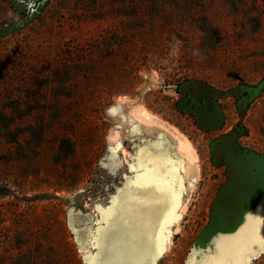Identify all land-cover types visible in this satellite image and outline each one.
<instances>
[{"label": "rangeland", "instance_id": "rangeland-1", "mask_svg": "<svg viewBox=\"0 0 264 264\" xmlns=\"http://www.w3.org/2000/svg\"><path fill=\"white\" fill-rule=\"evenodd\" d=\"M186 83L221 94L214 129L180 110ZM120 99L200 159L164 251L168 195L138 175L168 166L138 137L141 169L126 164L108 136ZM250 158L264 163V0H0V264H185Z\"/></svg>", "mask_w": 264, "mask_h": 264}, {"label": "bare ground", "instance_id": "bare-ground-1", "mask_svg": "<svg viewBox=\"0 0 264 264\" xmlns=\"http://www.w3.org/2000/svg\"><path fill=\"white\" fill-rule=\"evenodd\" d=\"M114 117L115 128L111 130V134L109 131L110 135L108 136L132 170L141 169V167L130 164L129 161V158L134 157L129 148L133 137L142 138L153 147V151L161 152L164 166H168L166 170L162 166L156 170L146 167V171L138 175L145 179L146 185L156 186V189H160L161 193L168 195L171 209L164 217L157 235V247L164 251L170 244L171 229L177 224L179 213L184 211V206L180 207L179 205L181 188L185 185L191 191L194 187L201 167L200 159L195 146L181 131L142 105H132L129 100L120 99ZM158 174H160L159 178L155 176ZM255 192L254 187L250 188L248 193L253 198L250 201L245 199L244 203V195L239 193V189L226 195L225 206H227L223 207V204L222 209L227 210V207L231 206V209L234 210L226 214L221 212L218 217L215 216L214 222L215 226H218L220 215H223L228 220V225L224 227V232H220L217 227L209 233L205 237V243L200 247L199 253H193L189 264H241L248 251V246L242 242L241 235L251 230L249 222L252 215V203L254 204L253 199H256L253 196ZM240 207H244L246 211H241ZM252 240L257 244V247H260L263 238L253 236ZM232 255L234 256L232 257Z\"/></svg>", "mask_w": 264, "mask_h": 264}, {"label": "crops", "instance_id": "crops-1", "mask_svg": "<svg viewBox=\"0 0 264 264\" xmlns=\"http://www.w3.org/2000/svg\"><path fill=\"white\" fill-rule=\"evenodd\" d=\"M248 163H250L249 168H247ZM255 164H259L262 166L257 167V165ZM237 167L238 165H236V168L231 169L232 175L230 176L231 181L230 183H228L229 186L227 187V191H228L227 193L232 192L233 190L236 191V189H244L245 194H246V195L244 194V197H243V203H244L246 202V200L250 201L253 198L252 196H250V193H248L250 188L254 187V190L256 191L255 195H253L255 196L256 199L255 200L253 199L254 204L252 203V207H253L252 215H251V220L249 222V228H251V230L248 233H244V235H241V238L243 239L242 242L246 243L248 246L247 255L244 257L245 259L248 255H250L253 251L257 249V244L252 240V237L253 236L260 237V239L264 238L263 237L264 236V221H263L264 198L260 195V189H259L260 185L256 187L257 183L262 178L261 168L264 167V163L263 161L255 162V160H252V158H250L249 160L244 161L242 170H238ZM226 199L227 197H225L223 200V204H224L223 207L227 206V205L225 206V203H227L225 202ZM223 209L221 208L219 210L217 217L221 212L222 214L223 213L226 214L227 212L234 210V209H230L228 211V210H223ZM240 210L246 211L244 207H240ZM226 224H228V220H226L225 216L220 215V222L218 223V226H213V230L219 227V231L224 232V227ZM211 232L213 231L208 230L207 233L204 234V236L202 237L199 243L200 247L205 243V237ZM233 256L234 255H232V257Z\"/></svg>", "mask_w": 264, "mask_h": 264}, {"label": "flooded vegetation", "instance_id": "flooded-vegetation-1", "mask_svg": "<svg viewBox=\"0 0 264 264\" xmlns=\"http://www.w3.org/2000/svg\"><path fill=\"white\" fill-rule=\"evenodd\" d=\"M179 107L195 117L200 127L214 129L222 120L221 110L216 105V95L204 85H182Z\"/></svg>", "mask_w": 264, "mask_h": 264}, {"label": "water", "instance_id": "water-1", "mask_svg": "<svg viewBox=\"0 0 264 264\" xmlns=\"http://www.w3.org/2000/svg\"><path fill=\"white\" fill-rule=\"evenodd\" d=\"M225 140L222 139L221 142H224ZM264 237V236H263ZM200 243V242H199ZM199 243L196 247H194L192 250H191V253L190 255L188 256L185 264H187V261L191 258V254L192 253H199L200 251V246H199ZM264 251V238L262 240V243H260V247H257V249L255 251H253L250 255H248L245 259L242 260L241 264H249L251 262V260L255 257H257L258 255H260L262 252Z\"/></svg>", "mask_w": 264, "mask_h": 264}, {"label": "trees", "instance_id": "trees-1", "mask_svg": "<svg viewBox=\"0 0 264 264\" xmlns=\"http://www.w3.org/2000/svg\"><path fill=\"white\" fill-rule=\"evenodd\" d=\"M199 84V83H198ZM200 85H202V84H200ZM213 94L214 95H216V97H219L221 94L220 93H215V92H213ZM178 106H179V103H178ZM180 110L182 111V109L180 108ZM182 112H184V111H182ZM218 126V125H217Z\"/></svg>", "mask_w": 264, "mask_h": 264}]
</instances>
